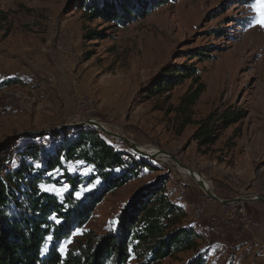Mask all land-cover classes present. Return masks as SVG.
<instances>
[{
	"label": "rangeland",
	"instance_id": "374dc122",
	"mask_svg": "<svg viewBox=\"0 0 264 264\" xmlns=\"http://www.w3.org/2000/svg\"><path fill=\"white\" fill-rule=\"evenodd\" d=\"M79 1L0 0V42L23 72L19 83L0 90V144L10 139L0 148V158L8 157L5 165L17 164L15 152L26 143L41 142L24 135L93 119L135 142L170 152L198 171L220 198L259 194L264 185V26L257 23L262 17L255 9L264 6V0H168L148 8L142 17L133 15L125 24L87 20ZM90 33L93 38H86ZM89 51L91 56L84 60ZM192 64L206 85L193 107L194 121L230 105L247 111L240 122L220 132L206 153L191 138L196 124L186 125L178 135L170 112L191 79L168 91L152 90L166 70ZM84 127L152 168L142 166L138 177L109 191L88 221L60 243L62 254L84 243L88 235L111 231L112 221L132 194L160 176L168 179L171 201L189 211L181 224L196 222L209 230L204 237L200 234L198 247L207 253L205 264H211L207 251L211 235L216 236L213 226L233 224L236 232H244L258 225V200L222 204L206 196L170 159L139 155L120 139ZM236 127L240 130L233 136ZM80 128L66 127L64 133ZM40 130L45 131L33 133ZM55 140L43 138L50 141L48 145ZM67 170L84 179L81 195L97 185L98 179L87 181L90 166L75 161ZM67 187L51 184L46 189L62 195ZM244 216L248 221L241 220ZM194 254L179 253L157 264H177ZM127 264H136L135 258Z\"/></svg>",
	"mask_w": 264,
	"mask_h": 264
},
{
	"label": "trees",
	"instance_id": "16d2710c",
	"mask_svg": "<svg viewBox=\"0 0 264 264\" xmlns=\"http://www.w3.org/2000/svg\"><path fill=\"white\" fill-rule=\"evenodd\" d=\"M166 1L80 0L78 5L87 20L102 18L125 24L133 15L142 17L148 8ZM86 38L92 39L93 33ZM91 54L89 51L84 60ZM196 55L204 56L202 52ZM164 76L152 90L168 91L181 81L191 79V84L170 112H174L178 135L186 125L196 124L191 138L197 141L202 153L213 146L223 129L240 122L247 114L241 106L230 105L194 121L193 107L206 87L198 69L193 64L176 66L166 70ZM20 81L17 78L1 79L0 90ZM239 130L236 127L233 136ZM65 131L63 128L24 135L41 142L26 143L17 149L15 153L19 160L12 168L4 163L8 157L0 158V264H127L132 256L136 264H157L187 251L195 254L177 264H205V251L198 249L201 235L191 224H181L187 213L171 201L166 176L157 177L132 194L117 215L115 231L88 235L84 243L62 254L58 250L60 243L88 221L95 206L109 191L138 177L142 166L152 168L131 153L116 148L96 130L82 127L75 133ZM46 136L56 140L48 145L50 141H43ZM9 140L1 143L0 148ZM75 161L90 166L92 174L88 182L100 181L79 199L76 193L84 179L67 170V165ZM55 171L61 173L54 175ZM51 184L68 187L58 195L46 189ZM40 185L46 190L41 191ZM57 218L62 221L60 224L56 223ZM49 236L53 239L48 240Z\"/></svg>",
	"mask_w": 264,
	"mask_h": 264
},
{
	"label": "crops",
	"instance_id": "0c3cea01",
	"mask_svg": "<svg viewBox=\"0 0 264 264\" xmlns=\"http://www.w3.org/2000/svg\"><path fill=\"white\" fill-rule=\"evenodd\" d=\"M4 49L5 47L1 41L0 80L22 78L23 72L20 70L19 65L9 57L8 51H4ZM51 100L49 101L52 102ZM211 162L213 161L211 160ZM257 192L264 197V185ZM259 204H261L260 210L255 213L258 225L255 227L248 228L244 232H236L232 227L233 224H230V227H223L221 224L213 226V232L216 236L212 237L211 235V247L207 251L209 258H211V264H264V202L259 201ZM185 211L189 212L187 209ZM190 224L194 228L200 229L198 231L202 237L208 235L209 230H206V228L196 222ZM206 258L207 253L205 254V260Z\"/></svg>",
	"mask_w": 264,
	"mask_h": 264
},
{
	"label": "water",
	"instance_id": "95a60500",
	"mask_svg": "<svg viewBox=\"0 0 264 264\" xmlns=\"http://www.w3.org/2000/svg\"><path fill=\"white\" fill-rule=\"evenodd\" d=\"M86 125L89 126H93L95 128H97L98 130H101L102 132H104L107 136L116 138V139H120L121 141H123L124 143H126L128 145V147L133 150L134 152L138 153L139 155L142 156H146V157H152V155H150V151L152 152H156L160 155H164L167 157V159H170L175 165H177L179 167V169H183V170H187L190 173V176L194 179L195 183L203 190V192L206 194V196H208L209 198L218 201L222 204H231V203H236V202H242V201H246L247 197L245 196H240L237 198H233V199H223L218 197L211 189L210 186L206 185V183H204L203 178L201 177L200 173L184 164H182L176 156L172 155L170 152L160 149L156 146L153 145H149V144H141L138 142H135L133 140H131L130 138H128L127 136L121 135L115 131H112L110 129H106L105 127H103L100 122L93 120V119H89L85 122H81V123H67V124H62L59 125L55 128L52 129H47V130H60L66 127H84ZM46 130V129H45ZM45 130H40L37 132H33V133H40L42 131ZM248 196H253V199L251 200H258L261 202H264V197L260 196L257 193H250V195Z\"/></svg>",
	"mask_w": 264,
	"mask_h": 264
},
{
	"label": "snow or ice",
	"instance_id": "6c2138e0",
	"mask_svg": "<svg viewBox=\"0 0 264 264\" xmlns=\"http://www.w3.org/2000/svg\"><path fill=\"white\" fill-rule=\"evenodd\" d=\"M262 9H264V6H261L260 8L255 9V10H257V11H261V17H262V18H261L260 20L257 21V23L260 24V26H264V11H262ZM99 182H100V181L97 180V181H96V184H98ZM39 187H40V190H41V191L46 190V189L44 188L43 185H40ZM92 187L94 188V187H95V184H93ZM88 190H89V189H87V188L84 189L85 192H87ZM80 196H81V193H79V192L76 193V197H77V199H79ZM61 222H62V221L59 220L58 218L56 219V223H57V224H60ZM112 223H113V225H116V224H117V221H112ZM115 230H116V228L113 227L112 231H115ZM52 239H53V238H52L51 236L48 237V240H52ZM45 247H47V246H45ZM58 250H59L61 253H63V252L65 251V249H64L63 246H61ZM43 254H44V253H43V251H42V252H41V255H43Z\"/></svg>",
	"mask_w": 264,
	"mask_h": 264
},
{
	"label": "bare ground",
	"instance_id": "6f19581e",
	"mask_svg": "<svg viewBox=\"0 0 264 264\" xmlns=\"http://www.w3.org/2000/svg\"><path fill=\"white\" fill-rule=\"evenodd\" d=\"M96 121H98V120H96ZM98 122H100V121H98ZM100 124H101L103 127H105L103 123L100 122ZM105 128H106V127H105ZM106 129H107V128H106ZM148 153H150V155H152V158H154V159H158V160H162V161H166V160H167V157H166V156H164V155H160V154H158V153H156V152H152V151H150V152H148ZM178 171H179V172H183V173H185L186 175L190 176V173H189V171H187V170L179 169ZM203 181H204V179H203ZM204 183H206V182H204ZM206 185H208V184H206ZM208 186H209V185H208ZM246 199H247V200H251V199H253V196H252L251 198H246Z\"/></svg>",
	"mask_w": 264,
	"mask_h": 264
},
{
	"label": "built area",
	"instance_id": "2783aa9c",
	"mask_svg": "<svg viewBox=\"0 0 264 264\" xmlns=\"http://www.w3.org/2000/svg\"><path fill=\"white\" fill-rule=\"evenodd\" d=\"M241 220H245V221H248L247 218L244 216V218H242Z\"/></svg>",
	"mask_w": 264,
	"mask_h": 264
}]
</instances>
